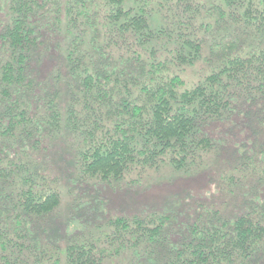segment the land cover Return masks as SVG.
Returning <instances> with one entry per match:
<instances>
[{"label":"trees","instance_id":"trees-1","mask_svg":"<svg viewBox=\"0 0 264 264\" xmlns=\"http://www.w3.org/2000/svg\"><path fill=\"white\" fill-rule=\"evenodd\" d=\"M261 2L217 0L205 15V0H0V264L23 258L13 236H29L28 216L61 204L57 180L36 157L63 120L87 139L75 180L120 182L165 163L180 171L206 164L216 144L205 124L225 118L241 93L264 97V48L243 50L228 33L209 40L206 18L227 12L264 40ZM62 31L69 43L44 75L40 63L53 42L60 48ZM209 59L216 64L196 82L182 77ZM255 180L264 184V175ZM245 200L238 212L196 206L185 215L173 205L117 215L102 225L111 252L75 239L52 254L44 247L33 264H109L126 253L127 264H264V198ZM7 212L18 225L2 220Z\"/></svg>","mask_w":264,"mask_h":264},{"label":"rangeland","instance_id":"rangeland-1","mask_svg":"<svg viewBox=\"0 0 264 264\" xmlns=\"http://www.w3.org/2000/svg\"><path fill=\"white\" fill-rule=\"evenodd\" d=\"M214 2L217 3V0H205V15L214 12L210 9ZM259 6L264 8V0ZM224 13L225 18L222 20L218 19L215 13L213 17L206 18L214 25L212 33H205L209 40L212 37L218 40L228 33V38H242L240 41L243 50L264 48V40L259 32L241 29L240 26H244L242 23H236L227 12ZM57 38L62 40L60 48L53 42L57 49H51L40 63L44 75L57 68L58 56L65 51L69 43V36L65 31ZM211 42L212 40L206 42V56H210ZM212 59L200 60L195 65L185 67L181 72L182 77L196 82L216 64V60ZM62 93L66 101L65 87ZM85 125L79 126L78 130H85ZM203 129L215 141L216 147L206 155V164L198 165L199 170H175L165 163L157 168L146 169L141 174L132 172L120 182L108 183L97 178L75 180V158L85 147L87 139L63 120L60 130H53L49 134L50 139L43 143V149L36 157L43 166L41 171L57 180L62 197L61 204L53 213L27 217L29 236L27 235L25 240L13 236L14 240L22 243L20 245L24 249V256L19 258L11 255L13 263L33 264L44 247L52 249L47 252L52 254L64 249L75 239H91L90 241H94L100 248L111 252L109 242L103 241L107 228L102 225L108 218L117 215L131 216L162 211L173 205H178L185 215L191 214L196 206L221 207L230 212H238L245 206V198L249 199L258 194L263 199L264 184L255 179L264 175V97L256 94L247 98L241 93L235 99L232 111L225 118L210 120ZM13 196L12 200L15 202L16 197L14 194ZM11 213L7 212L9 217L2 220L10 222L13 226L18 225L14 224ZM113 258L107 259L109 264H127L130 255L126 253Z\"/></svg>","mask_w":264,"mask_h":264}]
</instances>
